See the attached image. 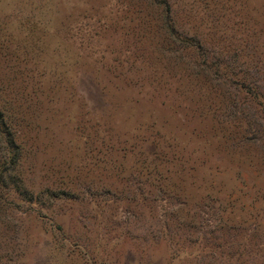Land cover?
Here are the masks:
<instances>
[{
    "label": "rangeland",
    "instance_id": "rangeland-1",
    "mask_svg": "<svg viewBox=\"0 0 264 264\" xmlns=\"http://www.w3.org/2000/svg\"><path fill=\"white\" fill-rule=\"evenodd\" d=\"M0 264H264V0H0Z\"/></svg>",
    "mask_w": 264,
    "mask_h": 264
}]
</instances>
